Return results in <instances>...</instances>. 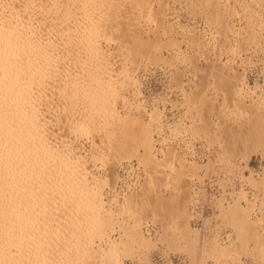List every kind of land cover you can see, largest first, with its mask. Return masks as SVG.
Listing matches in <instances>:
<instances>
[{"label":"rangeland","instance_id":"rangeland-1","mask_svg":"<svg viewBox=\"0 0 264 264\" xmlns=\"http://www.w3.org/2000/svg\"><path fill=\"white\" fill-rule=\"evenodd\" d=\"M7 1L24 10L19 12L27 15V22L35 32L39 30L36 33L40 32V38L50 39L45 41L51 42V48L47 46L48 54L57 53L54 64L45 61L44 65V61H39L47 69L43 72L46 84L42 82L44 84L37 88L39 92L35 89L37 95L28 91L29 98L37 97L32 103L40 107L37 109L41 110L39 120L43 132L54 142V147L57 144L56 150L60 143L66 142L64 145L72 148V158L86 156L82 168L96 178L88 183L103 182L102 186L99 184L101 198L115 223L106 229L103 240L94 238L93 246L97 249L98 244L106 251L109 244L116 243L118 252L112 256L98 252L95 264H264V158L251 144L245 152L243 150L244 136L264 100V0H149L151 9L147 11L145 7L139 14L127 0H112L116 4L109 2L111 0H89L83 10L79 5L82 7V0ZM215 6L219 9V21L212 15ZM161 15L164 16L162 22ZM87 26L95 29L93 40L97 37L95 41L107 54L105 62L97 64L103 65L97 69H101L103 76L89 66L92 62L86 60L88 63L84 64V53L76 42ZM72 32L71 44L67 36ZM134 36L148 45L135 56L132 53L129 59L123 50L124 43H130ZM149 41L153 47L149 46ZM52 47L55 52L48 50ZM72 51L78 54L75 57L81 53V60H75ZM66 56H71L70 62V57L66 59ZM78 62L86 73L89 70L90 74L84 72L86 77L78 74L82 72ZM100 75L107 76L110 82L113 80L114 89L118 88L115 89L118 94L115 106L121 114L127 111L126 107L132 115H137L139 110L146 122L154 114L151 128L154 147L159 151L153 153L161 158L166 148L175 150L171 156H166L165 165L162 164V171L170 178L164 179L161 173L149 178L151 174L138 163L137 156L114 153L100 144L96 146L99 140L93 127L87 131L86 128L73 129L74 121H80L81 114L86 112L83 113L84 107L78 108L80 101L73 99L71 88L77 83L91 86ZM83 77L84 81L78 80ZM240 82H243L241 92L247 95L243 101L239 100L245 105L256 99L253 106L257 104L259 111L247 105L250 111L257 109L255 114L252 112L254 116L246 105L242 107L236 96ZM121 96L125 99H120ZM78 109L83 112L79 114ZM62 147L57 152L61 153ZM96 147L103 148L98 149L103 153L98 151V154ZM64 154L67 153L60 155ZM169 166H174V170ZM33 174V171L26 172L24 178L32 179ZM48 189L36 187V201L27 206H33L34 202L49 203L52 192ZM247 201L251 203L249 206ZM234 203L243 208L251 206L247 213L253 223L251 229L246 228L245 222H237L230 213ZM185 221L192 231L185 226ZM133 228H137L140 237ZM221 246L229 250L222 253L218 249ZM11 249V254L15 253V249Z\"/></svg>","mask_w":264,"mask_h":264},{"label":"bare ground","instance_id":"bare-ground-1","mask_svg":"<svg viewBox=\"0 0 264 264\" xmlns=\"http://www.w3.org/2000/svg\"><path fill=\"white\" fill-rule=\"evenodd\" d=\"M87 1L89 4V0H82V7L79 3L80 10L81 8L82 10L84 8H87ZM127 1V4L130 3L132 5V10L134 9L138 14L142 12L143 8L145 10V7H147V11L151 9V2L149 0ZM109 2H112V4H116L115 2L113 3L112 0ZM102 3H100L101 6H103ZM106 6L108 5L106 4ZM217 10L219 9L215 6L212 15L215 18L214 20L219 21L220 18L218 17V15L220 14L217 13ZM19 11L23 13L24 10L22 11V9L19 10L15 8V6L11 5L7 0H0V264H95L94 257L98 252L103 251V254L105 256L116 255V253L118 252V244L116 243L109 244V247L106 251H104V249H101L98 244H96L97 249H94L93 246L94 238H97L101 241V239L105 235L106 229L110 228L115 223L113 214L109 209L105 208V202L103 201L104 199L102 200L101 198L102 194L100 188L103 182H100V180H98L95 183H88L89 180L93 181L96 180V178H93L92 176L87 174L84 168H82L84 165L82 161H84L83 159H85L86 156L80 155L81 157L78 156L79 158H72V148L69 145H66V142H64L66 143L64 145V143H60V141V148L64 145L62 147L64 151L62 150L61 153L57 152L60 150V148L58 147L59 150H56L57 144L55 143L56 147H54V144H52L54 142H51V140L47 138L45 132H43V127L41 126V122L39 120L41 116V110L37 109L40 107L34 105L35 102L32 103L37 97L35 96V98L32 99V95V97L29 98L31 94H28V91L30 90V92H35L36 89V92H39L37 88L41 87L45 82H47L43 81V76H45V73L43 72L47 70H45L46 67L44 65H46L47 61L48 63H53V60L57 59L55 58L57 56L55 54L57 53H53L54 55L51 56L48 54L49 52L47 51V46L51 42H46L50 41V39L48 38V40H45V42L43 38L39 37L40 32L36 33L39 30L35 32L34 28H32L33 32L36 33L34 34L30 27L31 23L29 24L26 20L27 15H22V13ZM70 12L71 11H69V13ZM159 14H161V12H159ZM31 19L33 18H30V20ZM163 19L164 16L161 15V22L164 21ZM31 21L33 24V20ZM24 22H26V24L28 23L29 25H26ZM33 26H35V24H33ZM91 26L94 27V24H92ZM91 26H89L90 28L87 26L88 29L86 30V27L84 28V34L78 35L79 40H77L78 38H74L75 41L77 40L76 42L78 43V46L81 45L80 52L84 53L83 58L80 52L79 53L81 55L79 54V57H75L77 53H74L73 51L72 52L74 53L73 55L75 57V60H81L80 58H82L84 59L83 61L85 65H87L88 63L86 60L92 62L89 66L94 68V71L96 70L99 73L101 69H97L100 64H97L99 62L101 63L107 54L105 55V52L99 46L100 44L96 42L98 41L96 40V36V41L93 40V34L96 31L93 32V30L95 29ZM78 28L82 29L81 27ZM73 34L74 33L72 32L67 36L69 37V41L71 44V41L73 40ZM43 42H45V44ZM172 42L174 43V41H172L171 39V43ZM124 44L123 45L126 46V48L124 47L123 50H126L125 52L127 54H125L127 56H125H130L128 57L129 59L132 57V53H134L135 56V53L137 54V52L140 51L141 48H146L145 46L148 45L146 44V42L144 43V41L138 36H134L130 43H127L126 41ZM49 46L51 48V45ZM149 46H151V44ZM48 50L54 51L55 47ZM50 54L52 53L50 52ZM67 56L66 59L70 57V59H68V62H70L72 55L69 57ZM153 56L154 55L152 52V58ZM155 57L158 58L157 56ZM39 61H44V65L42 66L43 63H39ZM103 62H105V60ZM78 65H81V63H79ZM85 65L84 68L87 69V67L89 66L86 67ZM51 67L52 66L50 65V68ZM82 67L83 66L81 65L80 70H82ZM105 67L108 66L105 65ZM92 68L91 70H93ZM88 71L89 70H87V73L90 74V72ZM84 72L85 70H82V72H78V74H81L80 76H82L84 75ZM47 74L49 75L48 71L46 75ZM102 74L103 72H101V75ZM77 76L78 75H76V78ZM102 76L101 78L97 77L98 79L95 80L91 86H87V84L85 83H77L73 86V88H71L73 89L71 91V94L73 92L72 95L74 97L72 98L76 99V101H80L78 108L82 106L80 110L83 107V109L85 110L84 112H80V110L78 109L79 114L82 112H86L84 115L81 114L83 117L81 115H78L79 118L82 117V119L80 121L76 120L77 122L74 121L76 125L71 123V125H74L73 129L84 130V128H86L87 131L91 130L93 127L94 134H96V136L98 137V139H96L97 141L99 140L96 146L100 144L106 150L114 153H126L127 155H130L129 157L137 156L138 163H142L146 170H148L147 172L151 174L148 175L149 178H151L150 176H154L157 173H161L162 175H164V179L170 178L167 172L162 171V168L164 167L163 165H165L163 162H166V159L168 158H166V156H171V154H173V151L175 150H173L174 148L172 147H168L166 148V150L164 149L166 152L162 154L163 157L161 158H158L153 153L154 151H159L154 147L155 140L153 139V129L151 128L153 126L152 121H155L153 120L154 114L151 115L152 112L150 111L149 115H151L152 118L148 120L149 122H146L141 118L139 110H136L139 115H132V112H128V110H130L129 107H126L127 111L125 110L124 113L121 114L115 106V100L118 99L115 98V96H118V88L115 86V89H117L115 90V84H111L113 80L110 82L111 79L107 78V76L106 78ZM85 77L78 80H83ZM240 77L242 78V76ZM42 82L44 83L42 84ZM31 83L33 84V86L35 85L37 87L34 88L30 86L32 85ZM240 83L241 84L237 86L236 89V96H238V100L240 98L243 101V98H245L247 94L241 92L243 89L241 86L243 82ZM34 92L31 93L35 95L36 92ZM122 98L125 99L121 96L120 99ZM241 100L239 101L240 103H242V107L245 105V107H247V105H249L252 106V108L255 107L258 109L257 104L256 106H253V102H256V99H252V102L250 104L245 105ZM263 101H261L262 105L260 104V109L262 110V112L260 110L261 113L259 112L255 114L257 112V109L256 112H254V109V111H250L251 107L250 109L249 107H247L251 114L252 112L253 114H255V117L252 120L251 127L244 136L245 146L243 149L245 152L248 145L251 144V146H255L254 148H257L259 150V153L261 154V156H263L262 158H264ZM240 103H237V105H240ZM155 112L156 111H154L153 113ZM93 120H95L96 123H94L95 121L93 122ZM61 144L63 145L61 146ZM100 145L98 147H100ZM251 146L249 147L251 148ZM96 148L94 150H96L97 152L99 150H103V148ZM255 149L254 151L256 152ZM140 150L142 153L139 152ZM99 152L98 154L103 153ZM58 153L67 154L61 156ZM70 154L72 156H70ZM245 156L247 157V155ZM243 160L247 161L248 159L246 160V158H244ZM209 167L211 168V162H209ZM169 168L170 170H174V166H169ZM29 171H33L35 175L33 174L32 179H29V177L27 176L26 180L24 176L25 173ZM198 180H200V178ZM99 184L101 186H99ZM39 186L49 188L47 191L50 193L52 192V198L50 199L49 203L42 202L38 204L34 202L33 206L28 207L27 205L32 203V201L36 198L34 192L36 190V187ZM28 192L29 194L27 195ZM24 204H26L27 207H25ZM249 204L251 203L248 202V206ZM227 205L230 204L227 203ZM49 206L52 207L49 208ZM245 206L246 205H244L243 208V206H241L240 204L234 203L233 205H231L230 213L233 214V217H236L237 222H245L248 226L246 228L251 229L253 223L248 219L249 215L247 214L248 211L250 212L251 206H246V208ZM185 224V226L191 230V228L187 226L186 221ZM133 231L140 237L137 228H133ZM41 234H44V239L39 238V235ZM11 248L15 249V253L11 254ZM218 249H220V252L222 251L223 253L224 251L226 252V250H229V247L221 246L220 248L218 247Z\"/></svg>","mask_w":264,"mask_h":264}]
</instances>
